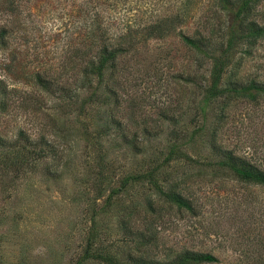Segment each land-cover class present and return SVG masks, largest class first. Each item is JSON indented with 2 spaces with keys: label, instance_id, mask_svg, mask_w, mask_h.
Returning a JSON list of instances; mask_svg holds the SVG:
<instances>
[{
  "label": "rangeland",
  "instance_id": "1",
  "mask_svg": "<svg viewBox=\"0 0 264 264\" xmlns=\"http://www.w3.org/2000/svg\"><path fill=\"white\" fill-rule=\"evenodd\" d=\"M229 21L218 0H0V264H264V184L232 168L264 172V37L226 48Z\"/></svg>",
  "mask_w": 264,
  "mask_h": 264
},
{
  "label": "trees",
  "instance_id": "2",
  "mask_svg": "<svg viewBox=\"0 0 264 264\" xmlns=\"http://www.w3.org/2000/svg\"><path fill=\"white\" fill-rule=\"evenodd\" d=\"M261 0H218V4L220 8L230 14V21L227 25V46L226 48H230L238 39L246 40L247 42H254L260 38L264 37V23L260 24L255 20L251 19L252 12L254 11L255 6ZM183 42L189 47L195 49L196 51H203V43L202 39H195L186 35H182ZM2 39V37H0ZM208 41L207 39H204ZM207 52V51H206ZM205 52V53H206ZM113 58L114 54L109 52L107 54H100L99 59V71L101 72L103 66L106 62ZM91 64L94 61L90 62ZM94 65V64H93ZM223 65L220 61L217 68H215L214 73L212 75V88H216L220 77L222 74ZM3 81L0 80V84ZM3 90H5L4 85H1ZM254 87L255 89L264 93V87ZM235 173L246 179H254L259 183L264 184V172L242 168V167H232ZM169 198L172 202L177 203L180 206H188V203L182 199V197L177 195H169ZM217 261L216 257L209 253H184L181 258L179 264H188L193 263H203V262H215Z\"/></svg>",
  "mask_w": 264,
  "mask_h": 264
}]
</instances>
